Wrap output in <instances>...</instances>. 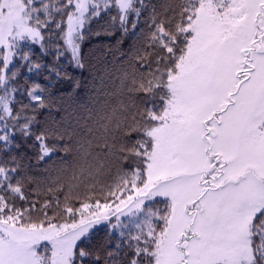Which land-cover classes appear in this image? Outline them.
I'll return each mask as SVG.
<instances>
[{
    "label": "snow or ice",
    "instance_id": "obj_1",
    "mask_svg": "<svg viewBox=\"0 0 264 264\" xmlns=\"http://www.w3.org/2000/svg\"><path fill=\"white\" fill-rule=\"evenodd\" d=\"M117 31L115 90L57 121L62 58ZM0 264H264V0H0Z\"/></svg>",
    "mask_w": 264,
    "mask_h": 264
},
{
    "label": "trees",
    "instance_id": "obj_2",
    "mask_svg": "<svg viewBox=\"0 0 264 264\" xmlns=\"http://www.w3.org/2000/svg\"><path fill=\"white\" fill-rule=\"evenodd\" d=\"M97 25L93 24L95 29ZM140 27H144L143 18ZM121 39L119 31L113 36L107 35H89L81 43L82 60L84 68H73L69 63L70 54H66L62 60V70L71 74L74 82H79L80 87L73 88L67 82H60L56 84L52 91L54 93V107L52 114L57 121L63 122L71 126L79 117L88 115V110H92L95 114L100 104L106 99V92L115 90V84L119 83L116 79L120 74L122 67L126 68L127 64L124 61L128 60L133 54L134 40L131 37L123 38V43L118 44L117 41ZM33 51L39 54L38 46L33 48ZM36 57L33 56V60ZM52 60L51 56L45 57L44 64ZM18 64V61L16 62ZM37 71L28 72L27 67H21L18 72V79L15 83L26 88L32 82L45 83L44 75ZM59 89V91H57ZM19 96V94H17ZM114 102V98H112ZM83 122V121H81ZM91 123V121H89ZM35 165V160L26 161ZM43 168L44 165H40ZM32 171V169H30ZM42 175L46 173H41ZM102 180L104 178H101ZM119 237L114 233H109L104 229H97L93 232L91 240L88 242L94 247L102 246L104 249H112L117 243Z\"/></svg>",
    "mask_w": 264,
    "mask_h": 264
},
{
    "label": "rangeland",
    "instance_id": "obj_3",
    "mask_svg": "<svg viewBox=\"0 0 264 264\" xmlns=\"http://www.w3.org/2000/svg\"><path fill=\"white\" fill-rule=\"evenodd\" d=\"M17 61H15V63H16ZM97 229H104V230H107L104 226H100V227H98ZM96 229V230H97ZM108 231V230H107Z\"/></svg>",
    "mask_w": 264,
    "mask_h": 264
}]
</instances>
